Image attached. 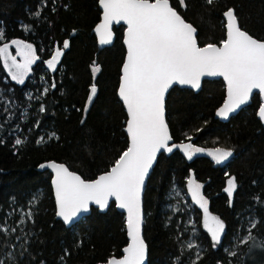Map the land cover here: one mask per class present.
Masks as SVG:
<instances>
[{"label": "trees", "instance_id": "obj_1", "mask_svg": "<svg viewBox=\"0 0 264 264\" xmlns=\"http://www.w3.org/2000/svg\"><path fill=\"white\" fill-rule=\"evenodd\" d=\"M170 3L197 28L201 47L220 45L225 38L223 13L229 8L243 30L264 41V0H216L211 6L205 0H186V9L179 7V0ZM100 15L98 0H0V46L20 40L32 44L38 56L24 84L12 82L0 60L4 264H101L121 257L127 245L125 217L114 204L105 213L91 209L70 227L55 220L51 173L38 170L55 162L92 181L128 146L126 113L116 95L125 56L124 28L113 29L110 45H99L94 28ZM64 41L69 42L67 49ZM58 48L63 55L53 72L46 62ZM93 67L99 68L95 74ZM93 84L97 93L89 104ZM224 97L221 80L203 81L198 93L175 87L167 95L166 122L173 145L190 143L203 151L189 162L178 150L157 159L143 195L147 264H264V251L257 263L248 261L251 245L264 244V127L256 117L261 101L255 94L249 106L223 123L214 112ZM52 133L58 139H49ZM17 138L24 143L16 145ZM216 148L231 150L233 156L216 165L207 155ZM189 177L203 185L209 213L225 223L221 244L215 248L202 209L188 196ZM231 177L237 187L230 201L224 188ZM252 218L257 226L249 245L250 240H241L249 235Z\"/></svg>", "mask_w": 264, "mask_h": 264}, {"label": "snow or ice", "instance_id": "obj_2", "mask_svg": "<svg viewBox=\"0 0 264 264\" xmlns=\"http://www.w3.org/2000/svg\"><path fill=\"white\" fill-rule=\"evenodd\" d=\"M215 2L205 0L209 6ZM98 3L103 10V21L95 31L101 45L112 43L114 23L123 22L127 26L123 40L126 60L122 65L118 96L127 111L125 130L129 144L110 170L92 181L83 179L64 164L49 162L40 167L50 168L54 173L52 185L57 215L66 225L82 213L89 212L92 204L103 210L108 208L110 200H114L119 209L126 211L130 243L123 248L120 258L113 256L106 264H145L147 248L142 238V191L157 155L171 153L176 147L188 160H192L194 155L203 151L190 143L170 146L172 137L165 119L166 93L173 85H188L198 90L202 77H223L227 84V99L216 115L227 120L231 113L248 104L254 90L264 95V41L254 38L239 26L238 17L232 8L223 13L226 32L220 46L210 43L201 47L197 28L183 18L170 0H98ZM179 7L186 9V0H179ZM2 39L4 34L0 30ZM11 44L16 46L23 63H18L15 56H11L8 43L0 47V58L12 80L24 84L38 56L30 43L13 40ZM68 47L69 42L64 41L63 48ZM62 55L63 51L58 48L46 62L48 69L55 72ZM98 71L99 68L93 67V74ZM51 87L55 88V83ZM96 93L97 88L93 84L88 96L89 104ZM39 111H45L43 105ZM84 111H87V107ZM258 115L264 121V104L259 107ZM53 137L58 139L55 133L49 139ZM187 139L191 140V137ZM43 140L41 137L37 143ZM15 143L20 145L24 141L17 138ZM207 155L220 165L229 160L233 152L216 148ZM187 186L192 201L203 209L204 227L215 248L221 244L225 223L219 217L210 215L208 201L201 193L202 184L190 177ZM236 187L235 177L229 178L224 191L230 201ZM26 216L31 219L32 213L28 212ZM20 223L23 224L24 220L21 219ZM256 226L255 220L249 221V235L241 240L242 243L254 239L251 233ZM196 256L199 259L200 253L197 252ZM0 264H4V261L0 260Z\"/></svg>", "mask_w": 264, "mask_h": 264}, {"label": "water", "instance_id": "obj_3", "mask_svg": "<svg viewBox=\"0 0 264 264\" xmlns=\"http://www.w3.org/2000/svg\"><path fill=\"white\" fill-rule=\"evenodd\" d=\"M98 8H99V10H100V12H101V15H100V22L96 25V27H97L100 23H102V21H103V10L100 8L99 3H98ZM224 20H225V17H224ZM225 23H226V21H225ZM96 27L94 28V34H95V36H96V39H97L98 44L101 45L100 42H99V36H98V34L96 33V31H95ZM118 27H123V28H124V31H123V38H122V44H123L124 49H125V56H124V60H123V63H124L125 60H126V45L123 43V40H124V37H125V34H126L127 26L124 25L123 22H121L120 24H115V23H114V24L112 25V32H113V29H114V28H118ZM224 29H225V32H226V27H225V25H224ZM108 45H110V44H108ZM101 46H102V45H101ZM103 46H105V45H103ZM217 46H218V45H217ZM219 46H220V45H219ZM123 63H122V65H123ZM121 75H122V66H121V70H120V78H119V83H118V87H117V90H116V95H117V98H118L119 102L121 103V105H122V107H123V109H124V111H125V113H126V120H127V111H126V108L123 106V103H122V101H120L119 96H118V88H119V84H120V80H121ZM217 80H221V81L223 82L224 89H225V97H224V101L222 102V104H221V105L215 110V112H214V118H215L216 120H218V121H220V122H223V123H227L231 118H233L234 116H236L241 110H243L244 108H246L247 106L250 105V103H251V99H252V97H253L255 94H258V95H259V98H260V101H261V105L264 104V95L259 94V93H258V90H254L253 95H252V97L250 98L248 104L241 106V108L238 109L236 112L231 113V114L229 115V118H228L227 120H225V119H221L220 117H218V116L216 115V112L219 110V108H221V107L223 106L224 102H225L226 99H227V84H226V81H224L223 77H207V76H206V77H202V79H201V86H202L203 81H217ZM201 86H200V88L197 90V89H193V88H191V87L188 86V85H178V84H177V85H173V86L168 90V92L166 93V96H165V102H166V98H167L168 93L170 92V90H172V89L175 88V87H177V88H179V89H187V90H191V91H193L194 93H198V92L200 91V89H201ZM261 105H260V106H261ZM256 117H257L258 121L262 124V126L264 127V121H261V119H260V117H259V115H258V110H257V113H256ZM165 119H166V110H165ZM168 128H169V127H168ZM125 129H126V122H125L124 132H125V135H126V137H127L128 144H129L128 135H127V132H126ZM169 133H170V131H169ZM172 145H173V140L170 141V146H172ZM175 150H178L188 162L191 161V160H188V159H187V157L184 155V153H183L179 148L173 147V151H175ZM173 151H172V152H173ZM172 152H171V153H172ZM171 153L162 152V153H160V154L157 155V159H158V157H159L161 154L169 155V154H171ZM157 159H156V161L154 162L152 169H150V171H149V175H148V177H147L146 180H145V185H144V188H143V191H142V214H143L142 238H143V226H144L143 195H144V190H145V187H146V184H147L148 178H149L151 172L153 171V169H154V167H155V165H156ZM48 163H49V162H48ZM44 164H47V163H44ZM38 170H40V171H46V170H47V171H49V172L51 173V181H50V185H51L52 195H53V200H54V205H55V220L60 221L65 227H70V226L74 225L75 223H77L78 221H80L81 219H83L84 217L88 216V215L91 213V209H96V210H98V212H100V213H105V212L108 210V208L110 207V205H111V204H114L115 209L117 210V212L123 214L124 217H125V230H126V236H127V245H128V243H130L129 237H128V235H127V227H126L127 213H126L125 210L119 209V208L116 206V203H115L114 200H110L108 208L103 209V210H101L97 205H94V204L90 205V210H89V212H87V213H82V214H81L80 216H78V217H77L72 223L66 225V224L63 222V219L57 215V211H58V209H57V206H56V200H55V190H54V187H53V185H52V179L54 178V173L52 172V170H51L50 168H46V167H45V168H41V167L39 166ZM109 170H110V169H109ZM103 174H104V173H103ZM100 175H101V174H100ZM96 178H98V176H97ZM96 178H95V179H96ZM95 179H94V180H95ZM227 181H228V180H227ZM227 181H226V186H227ZM226 186H225V188H226ZM225 188H224V189H225ZM224 192H225V191H224ZM145 244H146V243H145ZM127 245H126V246H127ZM126 246H125V247H126ZM146 248H147V246H146ZM122 250H123V249H122ZM122 254H123V252L121 251V256H122ZM119 258H120V257H119ZM147 263H148V251H147V253H146V260H145V264H147ZM101 264H106V262H105V263H101Z\"/></svg>", "mask_w": 264, "mask_h": 264}, {"label": "rangeland", "instance_id": "obj_4", "mask_svg": "<svg viewBox=\"0 0 264 264\" xmlns=\"http://www.w3.org/2000/svg\"><path fill=\"white\" fill-rule=\"evenodd\" d=\"M9 45H10V47H9V53L11 54V56H15V58H16V61L18 62V63H23V59H22V57L20 56V55H18L17 54V50H16V46L15 45H13V44H11V42H9L8 43ZM0 47H3V45L2 46H0ZM0 60H1V62H2V65H3V67H4V61H3V59L2 58H0ZM33 66V65H32ZM31 66V67H32ZM4 70H5V72H6V74L8 75V77H9V79L12 81V82H15V83H17L15 80H12V78H11V76H10V74H9V71H8V69L7 68H5L4 67ZM29 73H30V71H29ZM29 73H28V75H29ZM28 78V76L25 78V80ZM18 84V83H17ZM215 149H212L211 151H214ZM210 152V151H209ZM198 154H200V153H197L196 155H198ZM196 155H194V156H196ZM210 158H212L211 156H209ZM213 160V159H212ZM214 161V160H213ZM214 164H216L215 163V161H214ZM217 165V164H216ZM190 178V177H189ZM188 178V179H189ZM201 193H202V189H201ZM180 194V193H179ZM183 196V195H182ZM188 196L191 198V194H190V192H188ZM192 199V198H191ZM192 204H194V205H197L198 207H199V205L198 204H196L194 201H192ZM262 209H263V211H264V203L262 204ZM202 211H203V209H202ZM211 215V214H210ZM250 220H254L253 218L252 219H250ZM256 221V220H255ZM249 222V221H248ZM257 222V221H256ZM249 226V225H248ZM247 236H248V234H247ZM245 238H247V237H245ZM253 240H250V244L249 245H251V242H252ZM23 247V246H22ZM263 249L261 248V246H259L258 245V243H253L252 245H251V247H250V249H249V251H248V261H250L251 263H257L259 260H261V255H262V253H263Z\"/></svg>", "mask_w": 264, "mask_h": 264}]
</instances>
